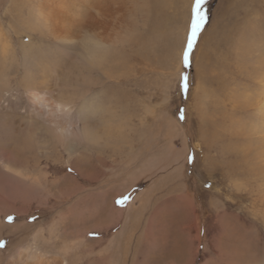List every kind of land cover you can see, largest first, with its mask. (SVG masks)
Instances as JSON below:
<instances>
[{"label": "rangeland", "instance_id": "obj_1", "mask_svg": "<svg viewBox=\"0 0 264 264\" xmlns=\"http://www.w3.org/2000/svg\"><path fill=\"white\" fill-rule=\"evenodd\" d=\"M39 1L0 0V33L6 30L14 40L18 61L20 27L12 9L19 4L34 8ZM191 6L192 0H180L178 8L170 9V44L146 41L150 57L136 62L135 77L106 87L107 97L102 94L101 102L116 113L114 121L102 114L101 119L91 117L88 124L102 128L111 121L119 127L118 152L110 146L101 154L84 142L57 145L41 130L35 150L26 155L29 166L40 162L41 168L30 171L33 175L28 178L44 185L55 178L52 194L50 186L40 189L0 173V191L9 192L7 200H0L1 219L4 222L5 213L14 215V224H4L19 229L2 238L8 246L38 248L44 257L58 258L62 264H264V133H259L264 105V0H208V23L193 56L191 89L184 101L176 85ZM131 7L141 10L137 4ZM137 13L127 16L121 40L134 35L148 38L143 23L152 22ZM34 40L43 50H62L57 42L38 36ZM62 63L52 79L57 80L53 84L57 97L60 89L73 87L81 100L91 101L100 93L101 76L92 84L76 86L69 74L72 64ZM21 71L17 65L10 67L4 79L9 89L0 93V102L9 103L11 112L24 114L29 105L20 85ZM115 91L119 103L116 93L111 98ZM178 107L187 110L183 123L175 116ZM147 108L152 113H146ZM81 147L92 148L86 151L89 156ZM16 149L11 144L3 154ZM191 151L196 161L189 165L186 155ZM83 158L92 162L85 180L68 171L75 163L86 165ZM10 163L0 153V165ZM50 167L45 175L44 169ZM206 183L213 187L206 189ZM125 195L132 197L131 202L117 207L115 201ZM30 216L38 219L29 223ZM89 232H98L99 238H89Z\"/></svg>", "mask_w": 264, "mask_h": 264}, {"label": "bare ground", "instance_id": "obj_2", "mask_svg": "<svg viewBox=\"0 0 264 264\" xmlns=\"http://www.w3.org/2000/svg\"><path fill=\"white\" fill-rule=\"evenodd\" d=\"M179 2L180 0H40L39 4L37 2L38 6L34 8H23L20 4L15 5L14 8L12 7L13 19L20 27L17 31L18 33H16L19 36L20 58L22 59L21 61L17 60L18 51H14V40L5 32L6 30L0 33V93L9 89L7 85L5 86L6 82H4V79L9 76H6V73H9L10 67L17 65L22 68L21 72L23 73L19 77L21 78L20 85L25 90L29 111L25 112L26 114L13 113L10 111L9 103L6 106V104H3L4 102H0V127L3 131L2 136H0V153L5 160L10 158L11 162V165L5 168L0 165V173L15 179V181L17 180L21 184L33 182L31 184H36L38 188L41 186L40 189L46 190V187L50 186L51 190H48L52 194L53 189L57 185V183L55 185V178H53V182H46V185L39 179L32 178L31 180V178H28V175H33L30 174V171H38L41 168L40 162L29 166V160L26 158L27 154L35 150L37 134L41 130H44L45 134L57 145L65 146L70 141L75 143L84 142L87 145L96 147L95 149L100 150L101 154L106 147L109 148L110 146L113 147L114 151L118 152L117 143L121 142L118 126V129L115 128L111 121L105 122L102 128L89 126L88 123L91 117L97 116L101 119L103 115H107L106 117L114 121L116 113L114 111L110 112L100 100L103 95L104 97L108 95L106 87L120 86L121 83L129 82L135 77L133 73L135 72L136 67L134 66L136 62L140 63L143 61L146 55L150 57L151 48L144 45L146 41L156 40L157 43L166 42V44H170L173 25L168 11L178 8ZM136 4L139 5L141 10L131 7ZM137 12L142 13L144 21L150 20L152 22L143 23L145 29L149 31L148 38L139 40L134 35L128 40H124V38V41L121 40L119 35L127 28V16H137ZM2 27H5V25ZM42 27L47 28V30H43ZM131 29L132 32L134 28L132 27ZM82 33L85 38L87 37L85 40L81 36ZM34 36H38L41 41L57 42L62 46V50L53 51L50 47L43 50V46L41 47L40 44L34 42ZM26 38L28 39L27 42L25 41ZM42 44L44 45V43ZM34 51L36 52L35 55H33ZM170 52H166L168 57ZM61 58L72 64L69 74L74 79L73 82L76 81V86L78 83L83 82L92 84L98 76L104 79L100 93L93 100L88 101V98L81 100L80 91L76 87L68 91L57 87L60 89L59 96L55 95L54 86L56 85L53 84L57 80L55 82L52 79L54 73L62 67L63 60L61 61ZM115 93V102L119 103L120 94L118 91H115L111 98L114 99ZM261 107L263 115L260 122L262 121L263 125L259 129V133L262 134L264 133V105ZM111 109L113 110L114 108ZM146 113L152 112L147 108ZM80 120L85 121V123L81 125ZM11 144L17 147L16 151L3 154L4 151H7L6 146H11ZM81 148H84L83 155H86V151L92 149L90 147ZM83 159H85L83 161H85L86 165L75 163L70 168L73 173L78 172L79 176L85 180L89 178L86 172L87 170L90 171L92 162L91 158ZM4 163L6 164V162ZM52 169V167L49 169L45 168L43 173L47 175ZM69 175L64 177L63 182L66 185L70 184L66 180L70 179L67 178ZM1 191L0 200H7L9 192ZM2 213L0 212V239L10 237V235L19 232V229H16L17 227H7L4 224L1 219ZM4 215L6 217L9 213ZM15 246L16 243H11L5 248V251L9 249L7 252L0 250V264H62L58 258L44 257L38 248L16 249ZM5 255H10V257L5 258Z\"/></svg>", "mask_w": 264, "mask_h": 264}, {"label": "snow or ice", "instance_id": "obj_3", "mask_svg": "<svg viewBox=\"0 0 264 264\" xmlns=\"http://www.w3.org/2000/svg\"><path fill=\"white\" fill-rule=\"evenodd\" d=\"M208 0H192V6L190 8V18L187 24L185 40L181 49V71L178 75L176 90L179 93L182 100L187 101L191 89L190 82V69L193 63V56L198 46L200 38L205 30L208 23V12L206 5ZM186 108L178 107L175 113L177 120L183 123L186 120ZM186 161L189 165H192L196 161V154L194 151L189 152L186 155ZM72 171L71 168L68 169ZM206 189H211L213 185L206 183L204 185ZM132 197L125 195L115 201L117 207L124 208L128 203L131 202ZM38 218L36 216L27 217L29 223H34ZM16 217L14 215H7L4 222L8 225L14 224ZM98 232H89L88 236L91 239L99 238ZM8 241L0 239V250L7 247Z\"/></svg>", "mask_w": 264, "mask_h": 264}]
</instances>
